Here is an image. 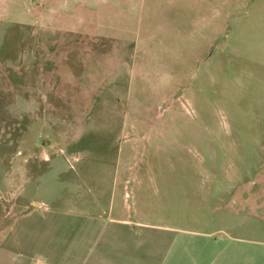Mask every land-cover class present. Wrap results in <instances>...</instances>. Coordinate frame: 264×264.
<instances>
[{
    "label": "rangeland",
    "instance_id": "rangeland-1",
    "mask_svg": "<svg viewBox=\"0 0 264 264\" xmlns=\"http://www.w3.org/2000/svg\"><path fill=\"white\" fill-rule=\"evenodd\" d=\"M119 217L264 264V0H0V264Z\"/></svg>",
    "mask_w": 264,
    "mask_h": 264
},
{
    "label": "crops",
    "instance_id": "crops-1",
    "mask_svg": "<svg viewBox=\"0 0 264 264\" xmlns=\"http://www.w3.org/2000/svg\"><path fill=\"white\" fill-rule=\"evenodd\" d=\"M113 221H115L113 224L118 227L110 230L107 237L99 240L101 244L98 250L97 240L76 236L70 240V248L64 255L45 249L42 253L43 258L35 261L41 264H54L50 262L53 259L64 261L66 264H177V261L189 257L187 254L168 251V253L161 254L159 252L160 241L155 242L156 246L154 242L144 245L145 240L137 233L138 227L160 229L165 228L164 226L132 221L127 217L114 218ZM85 249L86 252L76 258L75 252L68 254L71 250Z\"/></svg>",
    "mask_w": 264,
    "mask_h": 264
}]
</instances>
